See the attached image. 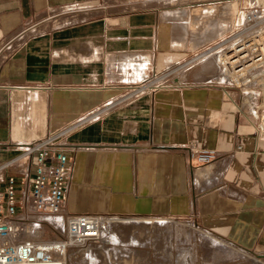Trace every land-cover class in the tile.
Listing matches in <instances>:
<instances>
[{
  "label": "crops",
  "instance_id": "1",
  "mask_svg": "<svg viewBox=\"0 0 264 264\" xmlns=\"http://www.w3.org/2000/svg\"><path fill=\"white\" fill-rule=\"evenodd\" d=\"M217 1L0 0V180L29 172L32 140L80 120L64 214L190 219L264 254V139L234 77L212 52L197 74L137 88L185 58L177 34ZM191 144L222 156L196 164Z\"/></svg>",
  "mask_w": 264,
  "mask_h": 264
},
{
  "label": "rangeland",
  "instance_id": "2",
  "mask_svg": "<svg viewBox=\"0 0 264 264\" xmlns=\"http://www.w3.org/2000/svg\"><path fill=\"white\" fill-rule=\"evenodd\" d=\"M174 1L178 2V0ZM217 2L221 7L217 15L208 13L211 6L203 9L204 14H195L193 11L192 14L188 15V23L186 24L189 27V32L177 34V40L181 43L187 42V47L191 50L185 55L182 54L185 58L177 66L170 67V71L168 68L156 71L154 79L157 78L158 84L174 80V75L181 69L197 74L201 64L205 62L204 60L196 66L198 57H204L203 54L211 52H215L221 72L224 74L226 68H222L224 66L222 56L226 45H231L235 40V43L245 44L246 47L252 42L264 43V30L258 31V29L264 28V0H218ZM234 6H236L235 9ZM253 8L258 10V18L246 21L243 18L244 12ZM195 10H199V8H195ZM260 71L261 67L255 72ZM246 72L253 80L252 78L244 79L240 82L246 85L254 81L257 82L255 85L251 84L238 89L232 83L235 90L236 105L243 106L244 111H247L249 106L247 103L249 91L256 92V101L259 105L264 104V89L263 86L258 85L260 77L255 78L254 71ZM181 75L183 76V72ZM145 83V81L141 82L142 85ZM248 116L254 120L251 114ZM66 215L61 211L53 216L64 218V222ZM107 217L109 225L101 236L89 244L68 247L64 252L62 264H264L262 253L239 248L219 235L217 236L204 227L195 224L190 219L135 215H107ZM116 219L118 221H114ZM159 221L173 226L184 225L188 229L187 233L183 234L174 227L169 229L166 226H161V228L156 224ZM111 230V233L115 234L116 240H111L108 237ZM33 233H40L39 235L44 238H56L61 235L60 232H56L49 226H45L39 231L35 230ZM201 235L211 236L216 241L214 243L211 240L195 239L196 237L201 238Z\"/></svg>",
  "mask_w": 264,
  "mask_h": 264
},
{
  "label": "built area",
  "instance_id": "3",
  "mask_svg": "<svg viewBox=\"0 0 264 264\" xmlns=\"http://www.w3.org/2000/svg\"><path fill=\"white\" fill-rule=\"evenodd\" d=\"M258 15V10L253 8L246 10L243 18L251 21L253 18L257 19ZM224 55L225 52L222 56L225 67L222 68H226L225 73L234 76ZM255 75L264 79V66ZM233 79L235 81L233 84L238 89L257 83L252 81L250 84L239 85L235 76ZM158 82L157 78H152L145 85L141 84L137 88L145 89L147 85L149 88H154L159 85ZM258 85L263 86L264 89V80L263 84ZM247 99L249 104L247 111L239 105L238 109L243 108L240 112H246L245 117L252 123L256 133L264 139V104L257 103L255 91H249ZM251 99L253 103L249 102ZM108 106L106 105L105 108ZM249 114L254 120L249 118ZM78 122L80 120L32 140L28 144V152L32 153L34 158L29 172L8 173L1 178L0 264L6 262L60 264L63 263L64 252L68 247L85 245L96 240L108 228L106 214L73 212L66 215L65 227L60 237L44 238L39 235L40 233H33L47 226L42 225L45 223L43 218L61 212L67 200L68 181L72 171L70 152L73 148L67 135ZM188 148L190 160L193 157L196 164L209 163L222 156L216 148L198 147L195 144H191Z\"/></svg>",
  "mask_w": 264,
  "mask_h": 264
},
{
  "label": "bare ground",
  "instance_id": "4",
  "mask_svg": "<svg viewBox=\"0 0 264 264\" xmlns=\"http://www.w3.org/2000/svg\"><path fill=\"white\" fill-rule=\"evenodd\" d=\"M262 30H264V28L258 29V31H262ZM235 41H233V43H231V45H226V47H225L226 48L225 49V55H224L225 61L229 63V66L231 67V69L233 71L232 75H234L235 78H237V80H238L237 82H239V81L244 80V79L246 80V79H251L252 78L251 76L248 75V72H246V71H250V72H253L254 71L253 72L254 77L257 78L256 75H255L257 72H255V71L257 69H259L260 67L262 69L263 66H264V43H260V42L255 43V42H252V44H247L248 47H246L245 44L235 43ZM208 54H210V53H207V55ZM203 55H206V54H203ZM199 57H201V56H199ZM204 68H205V66H204ZM240 72H242V73H240ZM252 80H253V78H252ZM259 80H260V82L262 84L264 79H262L260 77ZM260 82H259V84H260ZM43 219H44V222L45 223H43L42 225H44V226L45 225L51 226L56 232H60V234L62 233V231H63V229L65 227L64 226V222L65 221L63 222V219L64 218H62L60 216L54 217L53 215H51V216L48 215V216H45ZM114 221H118V219H116ZM133 221H135V220H133ZM135 222H137V221H135ZM145 223H148L149 224L150 222H145ZM156 224L159 225L160 227L161 226H164V227L166 226L169 229L172 228V227H174L175 229L181 231V233H183V234L184 233H187V230H188L187 227H185L184 225L181 226V224H179L180 226H178V225H174L173 226V225H170L169 223H163L161 221L157 222ZM155 228H157V227H155ZM58 229H59V231H58ZM111 232H112V230L108 233V237L111 240H116L117 238H116L115 234L114 233H111ZM195 239H197V240L198 239H200V240L201 239H203V240L204 239L211 240L214 243L216 241V239L211 238V236H208L207 237L205 235H201V238L196 237ZM89 243H87V244H89ZM3 264H28V263H23V262H18V263L17 262H6V263H3ZM60 264H62V262Z\"/></svg>",
  "mask_w": 264,
  "mask_h": 264
},
{
  "label": "water",
  "instance_id": "5",
  "mask_svg": "<svg viewBox=\"0 0 264 264\" xmlns=\"http://www.w3.org/2000/svg\"><path fill=\"white\" fill-rule=\"evenodd\" d=\"M261 255H264V254H261Z\"/></svg>",
  "mask_w": 264,
  "mask_h": 264
}]
</instances>
